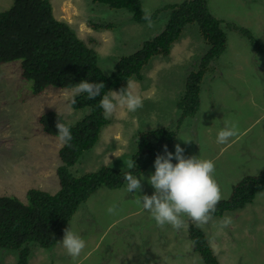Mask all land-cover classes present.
I'll return each instance as SVG.
<instances>
[{"label":"rangeland","instance_id":"rangeland-1","mask_svg":"<svg viewBox=\"0 0 264 264\" xmlns=\"http://www.w3.org/2000/svg\"><path fill=\"white\" fill-rule=\"evenodd\" d=\"M140 1L144 10L152 13L186 0ZM50 2L55 18L66 22L97 51L99 66L106 73L112 70L117 58L140 47L137 38L146 32H149L147 39L153 38L169 18V12L162 11L156 20L162 24L151 23L153 29L148 30L145 29L148 24H137L123 17L129 15L127 12L109 11L89 0ZM207 2L211 15L223 20L227 48L219 59L210 60L213 62L204 76L198 114L179 125L178 78L187 69L194 71L206 55L197 49L191 62L176 56L168 61L156 59L145 69V79L138 85L143 89L140 93L143 107L135 112L117 109L108 118L110 124L102 130L97 145L83 154L73 173L80 176L105 164L128 171L125 163L138 156L135 153L141 133L158 128L177 133L171 152L175 153V145L180 144L185 157L200 155L214 162L220 200L230 197L234 185L264 169V0ZM12 4L13 0H0V12ZM92 24H98V31ZM106 24L112 27L107 28ZM232 25L249 30L254 41L259 42V50ZM183 37V43L172 50L173 54L195 51L196 43L200 46L202 42L196 26L187 29ZM74 93L75 89H49L41 95H32L30 84L20 77L16 63L0 64V135L5 138L3 146L0 145V197L16 196L25 201L27 191L32 188L57 191L60 141L43 137L38 119L42 113L53 110L69 124L80 121L86 110H72L69 100ZM226 123L236 125L239 134L226 144H218L217 133ZM135 162L138 168L140 164ZM154 172L152 164L147 172L136 177L147 178ZM154 191L143 179L140 195H152ZM134 194L128 193L127 187L95 190L69 224L86 243L80 256L73 259L60 242L51 249L31 244L28 264H203L199 255L192 252L190 219L183 217L185 224L179 230L170 225L157 226ZM112 206L116 211L109 214L107 209ZM225 217L232 220L228 227L221 226ZM194 226L206 235L221 264H264V192L241 210L211 218L202 227L195 223ZM0 264H17V252L0 248Z\"/></svg>","mask_w":264,"mask_h":264},{"label":"trees","instance_id":"trees-1","mask_svg":"<svg viewBox=\"0 0 264 264\" xmlns=\"http://www.w3.org/2000/svg\"><path fill=\"white\" fill-rule=\"evenodd\" d=\"M89 1L109 11L127 12L129 15L123 17L137 24H148L143 19L145 10L140 0ZM162 11H168L169 18L166 23L163 22L161 31L153 38L147 39L149 32L137 38L136 41H141L140 47L130 55L117 58L112 70L106 73L99 66L97 51L80 39L66 22L55 18L50 0H13L8 10L0 12V64L21 61L22 76L32 83L34 95L49 86L75 89L76 84L85 79L103 82L105 88L101 94L104 95L127 87L128 80L141 84L145 79V69L156 59L168 61L166 58L171 55L173 46L187 29L196 26L198 35L209 50L199 66L194 67V71L187 69L178 78L181 81V101L178 103L180 116L177 119L180 125L185 119L198 114L204 76L210 60L225 51L226 33L222 27L223 20L213 17L209 12L207 0H186L158 8L150 13L151 23L155 22V26L159 24L156 20ZM106 25L107 28L112 27L111 24ZM232 27L247 37L254 49L259 50L260 44L254 41L249 30L236 25ZM92 28L98 31L99 26L92 24ZM145 29L152 30L153 27ZM72 98L74 110H86L85 117L80 121L69 124L52 111L43 113L38 119L40 132L45 135L58 138V118L70 127L72 134L70 146L61 142L58 149L60 165L56 169L59 182L57 191L49 193V190L32 188L27 191L25 201L16 196L0 197V248L16 251L17 264H28L31 244L43 249L56 246L63 239L64 229L69 228L74 216L95 190L126 187L125 172L107 164L80 176L72 172L83 154L97 145L102 130L110 123L99 107L101 97L90 100L86 93H75ZM176 135L175 131L168 128L141 133L139 149L135 153L141 157L134 158L140 166L128 171L134 176L144 174L156 156L164 154L165 145L171 151ZM261 192H264V169L234 185L230 197L219 201L211 218L243 209L252 204ZM188 234L193 243L192 252L199 255L201 263L221 264L206 235L196 229L191 220Z\"/></svg>","mask_w":264,"mask_h":264},{"label":"clouds","instance_id":"clouds-1","mask_svg":"<svg viewBox=\"0 0 264 264\" xmlns=\"http://www.w3.org/2000/svg\"><path fill=\"white\" fill-rule=\"evenodd\" d=\"M143 19H145L148 22L149 27H151V14L149 12L145 11ZM183 41L184 37L182 36V38L173 46L172 50L174 51L183 43ZM197 49L200 50L199 53L201 55L208 54L209 49L207 48L206 52H204L205 44L202 41L200 46L196 43L195 51H185L180 55L173 54L171 51L172 56L169 55L166 59L169 60L170 57L174 58L176 56L177 58H182V60L186 62H191L195 58ZM221 55L215 59H219ZM212 62H210L207 69L210 68ZM10 63H16L18 65L20 77L26 81L22 76L21 63L19 64L18 60ZM26 82L30 84L31 89L32 83L29 81ZM134 83L137 85L136 88ZM138 85V82L128 80L127 87H122L119 91H110L109 94L102 95L101 91L105 88V84L103 82H90L85 79L76 84L75 93H86L87 98L90 100L101 97L99 100V107L103 109V114L107 119L111 117L117 109H126L128 112H135L139 108L143 107V98L140 95L143 89L138 87ZM49 89L64 90L52 86H49ZM32 95L34 94L32 93ZM72 99L73 98H70L69 100L70 106ZM48 111L55 112L64 117L56 111ZM56 129L60 144L62 142L70 146V142L72 140L70 127L61 122L58 118ZM41 134L43 137L48 136L44 133ZM238 134L239 130L236 125L226 123L225 126L218 131L216 142L218 144H226L231 138L237 136ZM4 139L5 138L0 135L1 146H3ZM50 139H55V137H50ZM183 141L189 142L186 140ZM184 151V148H182L180 144L175 145V153L169 151L167 145H165L164 154H158L153 162L155 172L147 178L144 176L138 178L132 175L131 171L124 173L127 192L130 194L135 193L134 197H139V199H137V203L142 204V207L150 213L151 218L154 219L157 226L163 227L165 225H170L173 229L179 230L184 227L185 224L183 217H187L196 225L202 227L209 222L211 214L215 212L216 205L221 199V190L218 183L214 179V162L208 159H203L200 155L185 157ZM173 159L178 162L173 163ZM136 166V162L132 160H128L125 163V167L129 170ZM143 179H147V183L154 188V194L140 195V192L142 191ZM107 211L109 214H114L116 208L115 206H112L109 207ZM231 223V218L225 217L221 221V226L228 227ZM59 242L66 250L67 254L73 259L79 257L86 246L85 241L72 230L71 225L69 228L64 229L63 239Z\"/></svg>","mask_w":264,"mask_h":264},{"label":"flooded vegetation","instance_id":"flooded-vegetation-1","mask_svg":"<svg viewBox=\"0 0 264 264\" xmlns=\"http://www.w3.org/2000/svg\"><path fill=\"white\" fill-rule=\"evenodd\" d=\"M48 90H49V87L45 88L42 92L38 93V95H41V94L45 93Z\"/></svg>","mask_w":264,"mask_h":264},{"label":"crops","instance_id":"crops-1","mask_svg":"<svg viewBox=\"0 0 264 264\" xmlns=\"http://www.w3.org/2000/svg\"><path fill=\"white\" fill-rule=\"evenodd\" d=\"M175 141H176V140H175ZM174 143H175V142H174ZM172 148H173V147H172ZM172 148H171V150H172ZM149 168H150V167H149ZM149 168H148V169H149ZM148 169H147V170H148ZM146 172H147V171H146Z\"/></svg>","mask_w":264,"mask_h":264}]
</instances>
